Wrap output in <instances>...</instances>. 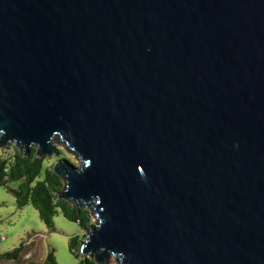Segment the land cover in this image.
Returning a JSON list of instances; mask_svg holds the SVG:
<instances>
[{
    "label": "water",
    "instance_id": "water-1",
    "mask_svg": "<svg viewBox=\"0 0 264 264\" xmlns=\"http://www.w3.org/2000/svg\"><path fill=\"white\" fill-rule=\"evenodd\" d=\"M55 142L82 257L264 264V0H0V149Z\"/></svg>",
    "mask_w": 264,
    "mask_h": 264
},
{
    "label": "trees",
    "instance_id": "trees-1",
    "mask_svg": "<svg viewBox=\"0 0 264 264\" xmlns=\"http://www.w3.org/2000/svg\"><path fill=\"white\" fill-rule=\"evenodd\" d=\"M0 151V188H5L12 194L17 208L32 206L50 231H54L53 218L59 214L69 222L77 224L81 230H87L91 226L92 218L88 212L59 198L58 193L62 190L63 184L53 173L47 157H37L35 148H31L26 157L14 146H8ZM78 240L71 239L70 249L79 258L78 247L81 243ZM25 250V244L21 243L18 248L1 253L0 264L20 261ZM44 264H57L53 253L47 256ZM77 264L96 263L92 259L81 258Z\"/></svg>",
    "mask_w": 264,
    "mask_h": 264
},
{
    "label": "rangeland",
    "instance_id": "rangeland-1",
    "mask_svg": "<svg viewBox=\"0 0 264 264\" xmlns=\"http://www.w3.org/2000/svg\"><path fill=\"white\" fill-rule=\"evenodd\" d=\"M53 149V155L46 156L52 170L58 162L63 161L75 167L79 166L76 154L68 150L62 143L55 142ZM62 184L64 187L63 181ZM81 209L88 212L92 218L91 225H95L91 211L84 207ZM53 225L54 231H50L32 206L17 208L12 194L5 188H0V254L18 248L21 243L26 246L20 261L2 262L1 264H44L47 256L51 253H53L57 264L79 263L80 259L84 257L81 255L79 258L76 257L70 249V241L78 238V241L82 243L87 230H81L77 224L69 222L60 214L53 218ZM103 264H117V262L111 256Z\"/></svg>",
    "mask_w": 264,
    "mask_h": 264
},
{
    "label": "clouds",
    "instance_id": "clouds-1",
    "mask_svg": "<svg viewBox=\"0 0 264 264\" xmlns=\"http://www.w3.org/2000/svg\"><path fill=\"white\" fill-rule=\"evenodd\" d=\"M234 147H238V145H234ZM145 178V175L142 173V179Z\"/></svg>",
    "mask_w": 264,
    "mask_h": 264
}]
</instances>
